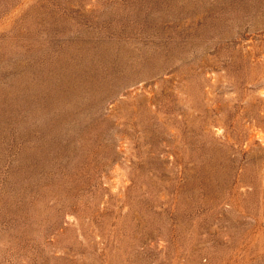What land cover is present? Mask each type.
Returning a JSON list of instances; mask_svg holds the SVG:
<instances>
[{
	"label": "rangeland",
	"instance_id": "obj_1",
	"mask_svg": "<svg viewBox=\"0 0 264 264\" xmlns=\"http://www.w3.org/2000/svg\"><path fill=\"white\" fill-rule=\"evenodd\" d=\"M0 264H264V0H0Z\"/></svg>",
	"mask_w": 264,
	"mask_h": 264
}]
</instances>
